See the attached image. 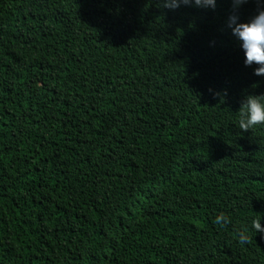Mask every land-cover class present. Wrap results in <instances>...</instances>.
<instances>
[{
    "label": "trees",
    "instance_id": "16d2710c",
    "mask_svg": "<svg viewBox=\"0 0 264 264\" xmlns=\"http://www.w3.org/2000/svg\"><path fill=\"white\" fill-rule=\"evenodd\" d=\"M232 13L0 0V264H264V125L237 124L264 77Z\"/></svg>",
    "mask_w": 264,
    "mask_h": 264
},
{
    "label": "clouds",
    "instance_id": "9594fccd",
    "mask_svg": "<svg viewBox=\"0 0 264 264\" xmlns=\"http://www.w3.org/2000/svg\"><path fill=\"white\" fill-rule=\"evenodd\" d=\"M245 2L246 0H233V13L227 19V26L240 44L244 65H255L253 74L264 77V0H257V11L247 21H239L235 10ZM181 4L215 8L216 0H162V6L169 9H176ZM237 124L241 131L252 130L256 126L264 125V94H249L243 98ZM259 221L260 219L253 220L251 228L264 235V226ZM215 222L227 224L228 218L221 213L216 217ZM241 238L246 239V236L242 235Z\"/></svg>",
    "mask_w": 264,
    "mask_h": 264
}]
</instances>
